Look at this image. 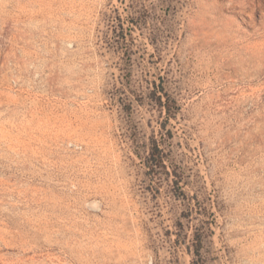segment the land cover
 I'll use <instances>...</instances> for the list:
<instances>
[{"label":"rangeland","instance_id":"rangeland-1","mask_svg":"<svg viewBox=\"0 0 264 264\" xmlns=\"http://www.w3.org/2000/svg\"><path fill=\"white\" fill-rule=\"evenodd\" d=\"M197 261L264 264V0H0V264Z\"/></svg>","mask_w":264,"mask_h":264},{"label":"trees","instance_id":"trees-1","mask_svg":"<svg viewBox=\"0 0 264 264\" xmlns=\"http://www.w3.org/2000/svg\"><path fill=\"white\" fill-rule=\"evenodd\" d=\"M116 20L120 23L119 17H117ZM116 45L121 46L122 44L121 42H117ZM152 85H153V90L151 91V94L153 95V97H155L156 103L158 104V106L165 110L167 118L174 117L173 111H175V109L171 106L173 101L171 100L169 95L166 94V92H164V88L162 86L156 85L155 82H152ZM158 93H160L161 96L165 97V102L161 101L160 95L157 96ZM165 159L166 157H165L163 148H160V145L155 139H151L149 142V151H148L147 156L144 158L143 163L145 167L153 174L154 177L159 175L160 169L166 168ZM165 173L166 175L168 174V172H165ZM196 241L200 245L201 239L199 238ZM192 255L195 256L198 260H200L201 255H200V249L198 246L196 247ZM197 264H199L198 261H197Z\"/></svg>","mask_w":264,"mask_h":264}]
</instances>
